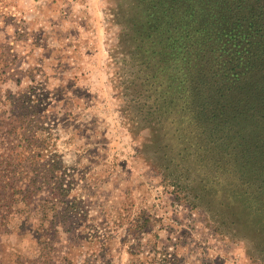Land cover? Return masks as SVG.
<instances>
[{"label":"rangeland","instance_id":"obj_1","mask_svg":"<svg viewBox=\"0 0 264 264\" xmlns=\"http://www.w3.org/2000/svg\"><path fill=\"white\" fill-rule=\"evenodd\" d=\"M139 2L0 0V264H264L263 135L125 110Z\"/></svg>","mask_w":264,"mask_h":264},{"label":"trees","instance_id":"obj_2","mask_svg":"<svg viewBox=\"0 0 264 264\" xmlns=\"http://www.w3.org/2000/svg\"><path fill=\"white\" fill-rule=\"evenodd\" d=\"M146 3L140 0L135 13L130 8L136 21L131 46L141 60L150 55V64L117 85L125 110L143 114L147 107L150 122L163 129L168 120L192 123V129L168 132L186 141V150H205L206 139L221 137L227 131L219 126L234 118L228 131L263 135L257 146L264 156V0H150V22L141 17ZM243 149L246 156L256 151L252 144ZM10 189L23 198L30 190Z\"/></svg>","mask_w":264,"mask_h":264},{"label":"crops","instance_id":"obj_3","mask_svg":"<svg viewBox=\"0 0 264 264\" xmlns=\"http://www.w3.org/2000/svg\"><path fill=\"white\" fill-rule=\"evenodd\" d=\"M95 1H96V0H95ZM90 4L93 5L94 3H93V2H90ZM92 11H93L92 13H95V14H96V12H97V10H95L93 7H92Z\"/></svg>","mask_w":264,"mask_h":264}]
</instances>
